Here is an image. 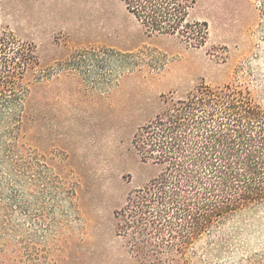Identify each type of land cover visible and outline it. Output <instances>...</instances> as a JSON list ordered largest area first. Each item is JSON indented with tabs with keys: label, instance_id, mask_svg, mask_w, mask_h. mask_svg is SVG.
Instances as JSON below:
<instances>
[{
	"label": "rangeland",
	"instance_id": "1",
	"mask_svg": "<svg viewBox=\"0 0 264 264\" xmlns=\"http://www.w3.org/2000/svg\"><path fill=\"white\" fill-rule=\"evenodd\" d=\"M195 1L189 19L208 24L197 47L178 35L150 32L120 0H0V25L34 45L37 55L28 72L30 141L77 180L81 218L69 213L60 232L29 228L30 262L20 231L16 264H136L116 234L115 212L159 172L141 161L132 138L159 110L161 95L181 97L201 82H245L264 97V0ZM82 50L90 53L73 60ZM112 52L134 56L126 64ZM223 231L232 236L229 252L206 263L264 256V207ZM54 239L55 261L46 252Z\"/></svg>",
	"mask_w": 264,
	"mask_h": 264
},
{
	"label": "trees",
	"instance_id": "2",
	"mask_svg": "<svg viewBox=\"0 0 264 264\" xmlns=\"http://www.w3.org/2000/svg\"><path fill=\"white\" fill-rule=\"evenodd\" d=\"M120 1L150 32L178 35L195 47L207 39V22L189 19L195 0ZM111 55L126 64L134 56ZM37 65L35 46L0 25V264L17 263L20 231L30 262L29 228L60 232L69 213L80 218L77 180L29 138L28 72ZM161 97L159 110L132 138L141 161L159 172L115 212L116 234L136 264H208L206 257L233 244L223 228L264 207V97L245 82H201L184 96ZM56 240L46 248L51 258L59 252ZM238 264H264V256L250 254Z\"/></svg>",
	"mask_w": 264,
	"mask_h": 264
}]
</instances>
